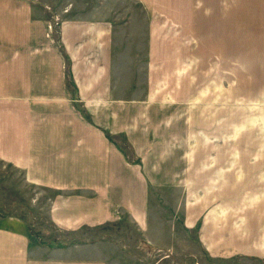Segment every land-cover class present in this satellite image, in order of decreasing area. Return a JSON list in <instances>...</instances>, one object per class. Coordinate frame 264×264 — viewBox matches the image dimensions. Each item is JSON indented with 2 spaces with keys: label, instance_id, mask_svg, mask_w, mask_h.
Returning a JSON list of instances; mask_svg holds the SVG:
<instances>
[{
  "label": "rangeland",
  "instance_id": "obj_1",
  "mask_svg": "<svg viewBox=\"0 0 264 264\" xmlns=\"http://www.w3.org/2000/svg\"><path fill=\"white\" fill-rule=\"evenodd\" d=\"M34 1L42 40L25 57L52 50L69 89L39 96V107L53 101L49 113L65 108L84 125L74 137L100 170L61 157L72 168L53 165L45 181L26 174L21 141L0 155V264H264V0ZM93 38L96 50L76 63L74 43ZM178 57L180 78L168 69ZM8 94L0 104L16 111L22 96ZM83 170L104 173L107 188ZM122 190L145 191L149 227L123 213L132 206ZM97 239L109 245L81 246Z\"/></svg>",
  "mask_w": 264,
  "mask_h": 264
},
{
  "label": "crops",
  "instance_id": "obj_2",
  "mask_svg": "<svg viewBox=\"0 0 264 264\" xmlns=\"http://www.w3.org/2000/svg\"><path fill=\"white\" fill-rule=\"evenodd\" d=\"M34 2V0H0V103L7 95H9L8 93H12L11 95L22 96L19 102L23 103L20 108L17 107L16 111H14V109L11 110V107L6 108L5 105L7 102L3 106L0 104V122H7L10 126H6L8 128L5 127L7 129L6 131H8L5 133L0 129V155L3 157L6 151L15 147L17 140L21 141L20 145L23 144L27 147L26 153L28 154V152H30L29 158L31 161H33L31 168L27 170L26 174L37 179L43 178L42 180L46 181V178L51 175L49 172L53 165L58 164L56 169L60 170L61 172L64 169L67 170V168H72L68 166V164L63 163L61 157L63 159L70 158V161L75 168L79 167L85 162L90 163L92 161L93 163L96 159L88 157V155H90L89 153L92 154L93 152L87 147V142H85L86 138L78 141L76 137H74V135L82 134L85 129L84 125L82 126L78 121H69L67 118L69 116L64 115L68 112V110L65 108L63 110H59L63 112L60 114L49 113H56L58 110L57 105L53 103V101H48V108L44 110L39 107L41 104L39 96H43L45 98L56 94L65 93L62 98H67L69 89L63 85L65 79L63 73L59 69L60 60H56V57L51 49V51L39 49L35 54H33L32 57H25V55L29 53L30 49L35 46L34 36L36 35V38H40L42 40V35L39 33V23H30V18H34ZM35 20L39 22V17H37ZM73 26L74 24H69L68 22L64 27L65 30L71 31L74 30ZM70 43L72 44L73 42ZM74 44L75 48L72 50L74 54L73 58L76 63L77 60H79L78 62L80 65L84 66V60L81 58H87L86 55H88L90 51L96 50L97 41L95 38H93L88 43ZM78 49L79 52H77ZM58 53L60 54V52ZM65 59L69 63L72 61L69 55L67 57L65 56ZM173 65L176 66L178 78L184 77L187 74V67L185 61L182 58L178 57L176 59L170 60L168 62V69L169 67H173ZM75 68L76 66L74 67V71ZM93 70L94 73L98 72L97 66L90 68L85 75L87 76L86 78L90 79L92 85L93 80L95 79L94 74L91 77V72L93 73ZM83 73L84 72L81 73L82 76H84ZM93 91L98 92V90L94 88ZM151 91L152 94L149 95L148 98L150 99L148 102L153 101V96H157L159 90L151 89ZM197 98L198 97H195L194 100ZM51 106L54 108H49ZM8 110H11L12 112ZM192 111L195 115L196 112L194 109H192ZM22 112L30 113L32 121H29L27 115L24 116V113ZM35 112L37 114H34ZM41 112L47 113H45L43 116H40ZM4 113L9 114L7 120H3L5 117ZM15 118H17V121L10 122V120ZM258 121L260 123V120ZM26 141L29 142L30 146H27ZM80 153L82 156L84 155L83 158L80 156ZM78 156L81 157L80 161L76 160L75 158ZM11 157L13 158V162L11 160H7L9 163L13 164L15 161L19 163V165L22 164V166L20 165L21 168L24 167V159L22 157ZM103 158L106 159L104 154ZM22 160L23 163H21ZM98 166L99 163H95L96 168H94L99 171L100 169ZM112 169H107L106 174L108 172L112 173ZM134 173L137 172L135 171ZM103 174L104 173L91 175L87 171L83 170L80 172V179L90 180L91 176H93V180H95L97 186L102 185L105 182V187L107 188L108 185L106 186V184L108 183L107 180L103 178ZM122 191L124 194L123 199L125 203L132 206L130 208L127 207L126 209L122 206L121 209L124 211L123 213L125 215L126 213L132 214L135 218H137L139 225L146 228L149 227V224H147L148 212L147 214H144V209L139 206L142 201L138 204L139 197H141V194L145 193V191L140 193L139 197H136L134 195L135 193L131 192L130 190ZM100 197L105 196L100 195ZM100 199L102 198H99V200ZM134 202H136L135 206ZM206 207L207 205L204 206V209H206ZM210 207L211 210L216 209L212 212L216 219L220 218V216H226L223 213H221L222 215L218 216V213H216V211H218L221 207L216 208L215 205L212 206L211 204ZM138 212L141 213L138 214ZM134 213L137 215V217L134 215ZM110 216L106 217V215H104L102 220L108 219ZM245 228L247 227L245 226ZM245 238H247V236H245ZM105 242L107 244L109 243V241L106 240ZM105 242L102 241V239H97L93 241L85 240L82 242L83 244H81V242L80 244L81 246H103L106 245ZM113 243L116 245L115 242ZM21 246L22 248L18 249L20 252H25L24 250L26 247H24L23 243ZM116 247L118 253H120L119 246Z\"/></svg>",
  "mask_w": 264,
  "mask_h": 264
},
{
  "label": "bare ground",
  "instance_id": "obj_3",
  "mask_svg": "<svg viewBox=\"0 0 264 264\" xmlns=\"http://www.w3.org/2000/svg\"><path fill=\"white\" fill-rule=\"evenodd\" d=\"M255 119V118H254ZM258 120V119H257Z\"/></svg>",
  "mask_w": 264,
  "mask_h": 264
}]
</instances>
